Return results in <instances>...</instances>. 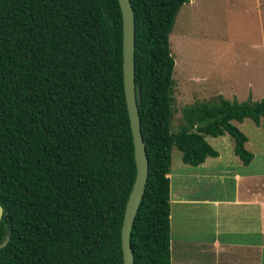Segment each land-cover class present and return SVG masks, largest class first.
<instances>
[{
    "label": "trees",
    "instance_id": "16d2710c",
    "mask_svg": "<svg viewBox=\"0 0 264 264\" xmlns=\"http://www.w3.org/2000/svg\"><path fill=\"white\" fill-rule=\"evenodd\" d=\"M129 1L148 160L129 245L133 264H171V148L196 167L217 156L205 136L228 134L249 164L247 137L232 121L264 129V95L192 103L172 131L168 35L186 0ZM134 173L117 0H0V264H122Z\"/></svg>",
    "mask_w": 264,
    "mask_h": 264
},
{
    "label": "rangeland",
    "instance_id": "374dc122",
    "mask_svg": "<svg viewBox=\"0 0 264 264\" xmlns=\"http://www.w3.org/2000/svg\"><path fill=\"white\" fill-rule=\"evenodd\" d=\"M225 1L186 0L176 13L168 35L173 58L172 131H176L182 123V109L192 103L213 100L218 95L228 100L243 101L250 98L257 101L264 95V47L260 44L261 38H264V10L257 12L255 0H232L230 4ZM232 123L247 137L244 146L254 155L249 165H242L234 156L230 147L232 139L228 134L219 136L220 138L207 136L206 141L219 153V160L226 161L225 164L232 169V173L239 174L238 180L243 175H263L264 129L260 124H254L250 118ZM216 157H207L206 161L212 163L203 165L214 167ZM170 162L169 169L185 170V173L180 174L172 171L170 177L172 189L179 191L175 195L171 191V199L175 202L170 204L169 201L170 238L176 244L170 249L171 264H211L212 260L209 258L232 264V251L224 248L214 253L209 248L214 233L203 227L206 217H203L202 212L206 213L207 206L199 201H191L203 198V194L210 200L219 199L224 188L215 193H210L209 190L220 178L215 170L220 168L224 174L225 168L216 167L213 170L215 172H211L214 174L198 172V166L194 168L181 162L180 151L175 147L170 150ZM184 197H191L190 201L183 204ZM222 224V231L217 234V241L214 243L217 249L220 238L230 243L232 239L234 242L257 241L256 236L253 237L248 232L240 234L239 230L244 225L239 222L232 224V218ZM239 249L233 248V255H236L233 260H237L238 264H264V250L255 248L257 256L254 257L246 256L247 249H243L244 254Z\"/></svg>",
    "mask_w": 264,
    "mask_h": 264
},
{
    "label": "crops",
    "instance_id": "0c3cea01",
    "mask_svg": "<svg viewBox=\"0 0 264 264\" xmlns=\"http://www.w3.org/2000/svg\"><path fill=\"white\" fill-rule=\"evenodd\" d=\"M231 1L232 0H226L225 2L226 4H230ZM255 1H256L257 12L258 13L263 12L264 0L262 1L255 0ZM261 4L263 5L260 6ZM259 19L261 20V18ZM260 44L261 46L264 47L263 37L261 38ZM206 137L207 136H205V139ZM213 138H216V137H213ZM230 147L232 148V144H230ZM219 157L220 155L217 152V157H216L217 161L213 162L214 167L213 166L207 167L203 165L205 163L206 165L208 163H212V162L206 161L207 157L204 159L202 163H200L197 166H198V172L206 171L207 174H214L211 172L216 171V173L219 175L220 178H219V181L216 180L213 183L209 192L215 193L217 192V190L224 188L225 190L223 191L222 195L218 196L219 199L215 198V199L210 200V198L207 199L206 194H203V198L193 199L191 201H199L201 204H204L203 206H207L206 213H203L202 210L201 212H202L203 217H206V224H203V227H205L204 230L207 229V231L214 233L213 242L209 248L213 249L214 253L216 251L217 252L222 251L224 248L225 250L232 251V264H238L237 260H233V258H236V255H233L235 252L233 251V248H236V247L240 248L238 251H242V252H243V249H247L246 256L253 255L254 257L257 256V254L254 252L255 248L259 247L261 251L264 250V173L263 175H260V176H253L254 174L243 175L242 177H239V180H238L239 174L237 172L232 173V169H230L227 166V164H225L226 161L224 162V161L219 160ZM263 163H264V160H263ZM219 166H222L223 168H225L224 174H222V170L220 168H217V170L213 171L216 167H219ZM172 171L174 170L170 169L168 173L170 204H172V202H175L174 200L171 199L172 194L175 195V193L179 192L177 190L175 191V188L171 190L172 182H171L170 177H171ZM174 172L176 174H180V173H185V170L180 169V171H174ZM171 191H172V194H171ZM190 198L184 197L183 204L189 202ZM176 202H179V201H176ZM175 204H179V203H175ZM226 207H230V208L225 209ZM230 218H232V224L234 222H239L244 225V227L239 230L240 234L241 233L245 234V232H248L253 237L256 236L257 241L245 240L243 242H234L232 239V243H230V242L223 241L220 238L218 240L219 248L217 249L214 243L217 241V234L222 231L221 230V226L223 225L222 222H224L225 220H229ZM219 220H221V223L219 222ZM235 231H237V229H235ZM170 239H171L170 245L172 249V247L173 246L175 247L176 244L173 243L174 241L172 240V238ZM215 255L216 254H214V256ZM209 259L212 260L211 264H228V262L226 263L224 260L218 259L216 262L212 258H209Z\"/></svg>",
    "mask_w": 264,
    "mask_h": 264
},
{
    "label": "water",
    "instance_id": "95a60500",
    "mask_svg": "<svg viewBox=\"0 0 264 264\" xmlns=\"http://www.w3.org/2000/svg\"><path fill=\"white\" fill-rule=\"evenodd\" d=\"M121 17V77L125 109L131 135L134 162V178L127 195L121 226L120 248L122 264H133V255L129 245L130 229L141 200L148 172V160L139 129V118L136 102L139 99V88L134 83V15L129 0H117ZM2 207L0 205V217ZM8 237L0 242L2 247Z\"/></svg>",
    "mask_w": 264,
    "mask_h": 264
}]
</instances>
